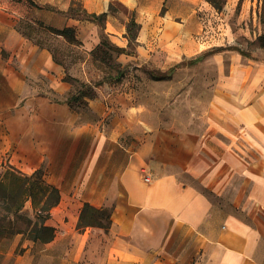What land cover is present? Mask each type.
Instances as JSON below:
<instances>
[{"label": "crops", "instance_id": "crops-1", "mask_svg": "<svg viewBox=\"0 0 264 264\" xmlns=\"http://www.w3.org/2000/svg\"><path fill=\"white\" fill-rule=\"evenodd\" d=\"M121 1L135 13L137 42L143 43L128 60L151 62L157 70H166L192 56L194 50L180 48V44L200 33L203 0ZM2 31L17 39L15 45L2 42L9 53L0 70L2 87L17 97L12 103L26 106L12 113L9 106L1 109V150L9 151L10 142L16 141L17 163H28L24 171L33 173L41 163L48 167L54 163L55 144L61 135L74 141H95L87 161L75 174L46 179L61 192V201L48 221L56 236L42 244L26 240L19 263L32 260L33 247L39 246L50 264H264V95L248 104L241 115L231 113L230 124L241 129L220 128L231 138V146L234 139L240 141L246 156L242 163L227 160L224 164L251 183L249 195L243 200L238 197L228 211L177 175L163 173L162 162L152 158L155 149L150 143L127 149L119 140L120 123L106 130L101 122H95L114 110L105 104V97L91 100L93 118L83 123L67 102L41 94V83L55 96L66 94L64 68L48 50L34 46L13 27H2ZM166 40L173 43L165 50L158 49L157 41ZM261 79L259 76L256 82ZM32 87L37 90L31 92ZM21 97L27 99L21 101ZM192 173L213 187V163H198ZM87 204L98 210L111 208L109 228L81 226Z\"/></svg>", "mask_w": 264, "mask_h": 264}, {"label": "rangeland", "instance_id": "rangeland-1", "mask_svg": "<svg viewBox=\"0 0 264 264\" xmlns=\"http://www.w3.org/2000/svg\"><path fill=\"white\" fill-rule=\"evenodd\" d=\"M216 3L218 8L203 0L199 8L200 33L180 44V48L194 50L192 56L166 70H157L151 62L128 60L137 54L142 41L137 42L138 26L129 29L131 20H136L135 13L121 0H0V70L9 57L2 42L15 45L17 41L2 31V27H13L34 46L48 50L65 70L66 94L55 96L44 83L41 94L52 101L71 102L67 104L83 123L93 118L91 100L105 97V104L114 110L95 122H101L106 130L119 127L120 123L119 140L123 147L135 150L150 143L155 149L152 158L162 162L163 173L177 175L181 182L198 188L215 204L232 211L233 201L249 195L251 183L243 181L241 174L231 172L224 164L227 160L242 163L246 156L240 141L234 139L231 146V138L220 128L232 132L241 129L230 124L231 113L241 115L248 104L264 95V72L256 70L264 69V1L217 0ZM101 10L107 14L101 23L88 16L101 15ZM67 27L75 29L77 42L50 30ZM154 42L151 48L156 47ZM162 42L165 48L161 47ZM171 43L172 40L157 41V48L165 50ZM108 45L126 52H116ZM213 50L215 53L202 62L189 64L190 60ZM180 63L184 64L170 78L153 79L151 72L166 73ZM259 76L263 81L257 83ZM2 84L0 75V115L7 106L11 113L23 109L26 105L12 103L17 97ZM34 90L37 88L32 87L31 92ZM75 97L80 99L71 101ZM6 99L11 103H5ZM12 141L9 151L3 152L0 139V183L13 191L16 183L9 174L11 167L26 175L32 173L24 171L28 163H17V142ZM94 142L90 138L74 141L68 135H61L55 144L54 163L49 167L48 163H41L39 167L44 170L45 179L49 176L65 179L75 174L76 168L93 151ZM198 163H213V187L194 177L192 171ZM25 212L33 216L30 202ZM106 212L111 213V208H106ZM4 213H0V225L4 227V234H0V264H50L39 246L33 247L32 260L19 263L28 239L5 230L8 220L1 218ZM103 216L90 211L86 222L106 226L109 220Z\"/></svg>", "mask_w": 264, "mask_h": 264}, {"label": "trees", "instance_id": "trees-1", "mask_svg": "<svg viewBox=\"0 0 264 264\" xmlns=\"http://www.w3.org/2000/svg\"><path fill=\"white\" fill-rule=\"evenodd\" d=\"M208 1L213 3L218 8L216 3L217 0ZM106 15V13L101 15L88 14V16L97 23H101L106 18ZM134 26L139 27L136 20L133 18L130 22L129 29ZM50 30L53 34L66 37L70 42H77L76 31L72 27H67L63 30L51 28ZM108 48L119 53L126 52L125 49L115 47L113 45H108ZM214 53V50L209 51L204 55L190 60L189 64H198L199 62H202L206 56ZM240 54L245 55L242 52H240ZM182 64L184 63L176 65L166 73L153 71L151 72V75L155 80L170 78L176 68L180 67ZM79 99L80 97H75L71 99V101H78ZM70 103L71 102L68 104ZM10 169L11 172L9 174H11L14 182L16 183L14 190H9L5 183H0V213L1 211L5 212L4 215H1V218L4 221L8 220V226L5 230H7L9 234L23 235L26 239L33 242L49 243L53 241L56 236V229L48 225V221L52 217L51 212L53 208H55L61 201L60 190L46 181L45 172L42 168L34 171L31 175L23 174L12 167ZM29 202L33 208V216H30L25 212V208ZM90 211L105 215L103 217L109 220L108 225L104 226L101 223L95 224L86 222L87 214ZM110 217L111 213H107L106 208L98 210L87 204L81 216V226L92 224L102 228H109L111 224ZM13 218L15 220H13ZM3 228L4 227L0 225V234H4V232H2L4 231Z\"/></svg>", "mask_w": 264, "mask_h": 264}]
</instances>
